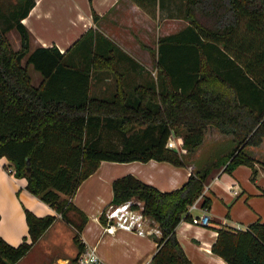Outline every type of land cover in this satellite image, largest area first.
<instances>
[{"label":"trees","instance_id":"trees-1","mask_svg":"<svg viewBox=\"0 0 264 264\" xmlns=\"http://www.w3.org/2000/svg\"><path fill=\"white\" fill-rule=\"evenodd\" d=\"M132 1L151 16L160 3ZM4 2L0 0V157L16 177L25 178L31 194L65 221L72 223L69 209L81 215L79 223H72L76 254L84 246L79 231L85 216L67 197L101 160L154 159L185 166L182 153L166 146L171 131L180 135L187 153L199 146L208 125L230 135L227 152L198 164L177 187L162 190L131 173L111 180V204L132 199L130 206L136 207L139 201L141 212L159 230L145 264H191L175 237L176 223L190 216L187 205L201 193L212 167L223 164L230 171L238 163L252 165L254 157L244 147L264 139V0H180L185 24L157 36L155 47L148 48L155 75L128 89L118 60L138 63L98 30L88 28L64 51L54 45L30 51L21 18L34 0ZM12 28L19 33L17 49L7 36ZM29 64L42 75L38 85L31 81ZM98 68L113 74L109 96L91 92L90 74ZM108 132L118 135V143L103 142ZM209 203L202 194L200 206ZM24 211L27 235L17 244L0 235V264H17L55 217L27 207ZM99 219L103 221L104 211ZM215 231L210 250L227 264H264V220H252L243 229L223 224Z\"/></svg>","mask_w":264,"mask_h":264},{"label":"crops","instance_id":"crops-1","mask_svg":"<svg viewBox=\"0 0 264 264\" xmlns=\"http://www.w3.org/2000/svg\"><path fill=\"white\" fill-rule=\"evenodd\" d=\"M178 1L180 6V0ZM174 2L175 0H160L154 15L151 16L132 0H34L21 21L29 31L30 51L38 46L51 45L56 46L59 51H64L85 30L91 28L98 30L146 69L144 64L148 61L152 63L148 48L155 47L157 36L172 32L186 22L180 17L182 24L176 29H168ZM12 47H20V38L19 44H12ZM24 61L25 58L22 63ZM74 61L77 62V58H74ZM129 63L133 62L121 57L117 67L127 72L131 70ZM150 73L154 75L155 69ZM40 75L34 82L30 74L34 85H38L42 80ZM90 75V83L94 81L101 94H110L113 91L111 71L98 68ZM212 128L215 129L213 126ZM215 132L220 134L217 130ZM220 135V140L210 141L202 150L203 137L194 154L190 156L193 169L204 160H214L224 153L227 146L232 145L229 134ZM244 150L254 157L252 165L238 163L230 171H226L223 164H220L212 167L206 176L202 194L210 198L209 206H200L201 194L193 208L199 210L197 215L202 210L206 211L209 216L208 224L200 225L192 220L197 215H192L189 210L190 216L181 218L174 227L175 237L191 264H227L223 258L210 250L216 235L215 227L224 224L243 229L252 220H264V139L258 145H246ZM5 160L8 161L4 156L0 157V235L12 244L19 243L23 236L27 235L24 211L27 207L37 215L55 214L54 220L60 218L69 227L68 237L71 240L73 224L65 221L51 206L31 194L25 188V178H18L9 171ZM190 166L184 167L154 159L125 162L101 160L96 169L81 180L70 196V201L85 216L79 231L80 240L84 245L92 246L106 264L148 262L155 250L153 236H157L159 232L151 230L150 233L140 234L117 224L110 230L105 228V216L103 221L99 219L100 213L111 204V180L131 173L159 189H170L179 186L186 179L191 170ZM155 225L154 223L153 226ZM146 231H149L148 228ZM71 243L72 253L65 257L57 256L49 261L50 264L53 261L62 263L66 259L71 260L76 255L72 240ZM128 255L129 261L124 263L123 259Z\"/></svg>","mask_w":264,"mask_h":264},{"label":"rangeland","instance_id":"rangeland-1","mask_svg":"<svg viewBox=\"0 0 264 264\" xmlns=\"http://www.w3.org/2000/svg\"><path fill=\"white\" fill-rule=\"evenodd\" d=\"M15 1L16 0H5L3 5L10 6V4L14 3ZM178 2H179L178 0H175L174 2V6L172 9L173 16H170L169 18V26H168L169 30L176 29L182 24V21L179 20V18L181 17V10H180V6ZM171 17H174V18H171ZM8 38L11 42V45L19 44V33L15 28L11 29L8 32ZM151 41L152 39L149 40V42ZM119 64L121 65V62ZM138 65H136L135 63H129V66H131V70L127 72L123 71L124 85L127 89L131 87L135 82H139V81L142 82L146 80L147 78H149V76L155 75V74L153 75L150 73L151 71L154 70L153 62L152 63L151 61L146 62L144 64L146 66V69L142 67L139 63ZM29 71H30V74L32 75L33 81L35 82L37 76L40 75L41 73L38 70H36L32 66V64L29 65ZM91 92L95 93L96 95H100V96H109L111 94V93L101 94V92L97 90L96 84L94 81L91 82ZM215 130L217 129L216 128L213 129L212 126H209V125L205 128L204 136H203L204 139L202 142V150L203 148H206V146L208 145V143H210V141L215 140V139L220 140L222 138L220 135L222 133L219 132L220 134L218 135L216 134ZM169 136H171L174 141V144H172L170 147L182 153L184 159L186 160V164L184 167L191 165L190 168L191 170H193L192 157L190 159V156L194 154V151L196 150V148L195 150L187 153L185 148L180 144V135L177 132L171 131L169 133ZM102 140L105 144H107L108 146H111V145L118 143L119 137L116 133L108 132V133L103 134ZM230 147L227 146L224 153L227 152L230 149ZM5 162H6L5 164L8 165V161L5 160ZM67 198L70 201V196ZM135 202L137 206L134 207V210L140 211L141 213V218H142L141 226L142 227L146 226V229L148 228L149 231L152 230L155 222L154 221L152 222V219L149 216L141 212V203L139 201H135ZM190 213L192 215L194 214L197 215L199 213V210L196 208H190ZM66 214L69 220L73 224H77L81 221V215L73 209H69L66 212ZM69 230H70L69 227L66 225V223H63V221L60 218H57L55 220L53 219V221L51 222V225L37 239V241L29 248V250L17 261V264H50L49 261L53 258H56L57 256L59 257L69 256V254L72 253V243H71L70 237H68ZM74 232H75V228H73L72 234ZM128 261H129V255L125 256L123 259L124 263Z\"/></svg>","mask_w":264,"mask_h":264},{"label":"built area","instance_id":"built-area-1","mask_svg":"<svg viewBox=\"0 0 264 264\" xmlns=\"http://www.w3.org/2000/svg\"><path fill=\"white\" fill-rule=\"evenodd\" d=\"M172 144H174L173 138L168 135L166 139V145L170 147ZM7 169H9V171H13L11 166H9ZM232 191L235 192L234 190ZM202 192L203 191H201V193H199L187 205V211H189L190 208H193L197 205V202ZM132 202H133L132 199H127L119 203L110 204L109 206H107V208L104 209V216L106 219L105 228L111 230L112 229L111 227L114 228L117 224L123 228L134 230L140 234H143L144 232L150 233L151 230L147 232L146 227L141 226V219H142L141 213L140 211H135L134 207L130 206ZM192 220H194L200 225H206L208 224L209 216L205 210H202V212L199 215L194 216ZM152 230L155 232H159L156 225L152 228ZM51 264H106V263L96 254L92 246L84 245L83 248L71 260L66 259L62 263H59L58 261H53L51 262Z\"/></svg>","mask_w":264,"mask_h":264}]
</instances>
